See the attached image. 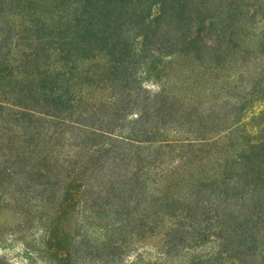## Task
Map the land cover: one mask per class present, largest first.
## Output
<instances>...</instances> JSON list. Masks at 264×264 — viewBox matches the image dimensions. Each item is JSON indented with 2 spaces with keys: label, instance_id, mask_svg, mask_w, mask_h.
<instances>
[{
  "label": "trees",
  "instance_id": "1",
  "mask_svg": "<svg viewBox=\"0 0 264 264\" xmlns=\"http://www.w3.org/2000/svg\"><path fill=\"white\" fill-rule=\"evenodd\" d=\"M0 264H264V0H0Z\"/></svg>",
  "mask_w": 264,
  "mask_h": 264
},
{
  "label": "rangeland",
  "instance_id": "2",
  "mask_svg": "<svg viewBox=\"0 0 264 264\" xmlns=\"http://www.w3.org/2000/svg\"><path fill=\"white\" fill-rule=\"evenodd\" d=\"M259 107H261L259 104H256L254 106L255 109H259ZM14 220L12 219V217H10V219L8 220L9 223L13 222Z\"/></svg>",
  "mask_w": 264,
  "mask_h": 264
}]
</instances>
